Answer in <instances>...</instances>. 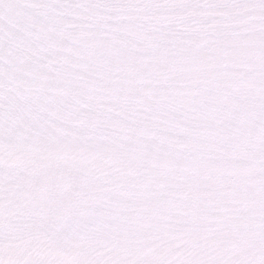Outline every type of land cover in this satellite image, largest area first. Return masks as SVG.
Wrapping results in <instances>:
<instances>
[{"label": "snow or ice", "instance_id": "snow-or-ice-1", "mask_svg": "<svg viewBox=\"0 0 264 264\" xmlns=\"http://www.w3.org/2000/svg\"><path fill=\"white\" fill-rule=\"evenodd\" d=\"M0 264H264V0H0Z\"/></svg>", "mask_w": 264, "mask_h": 264}]
</instances>
